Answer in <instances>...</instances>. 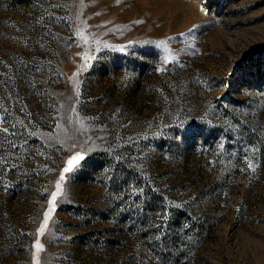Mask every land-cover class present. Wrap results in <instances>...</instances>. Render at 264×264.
Segmentation results:
<instances>
[{
    "label": "rangeland",
    "instance_id": "374dc122",
    "mask_svg": "<svg viewBox=\"0 0 264 264\" xmlns=\"http://www.w3.org/2000/svg\"><path fill=\"white\" fill-rule=\"evenodd\" d=\"M37 256L264 264V0H0V264Z\"/></svg>",
    "mask_w": 264,
    "mask_h": 264
},
{
    "label": "snow or ice",
    "instance_id": "6c2138e0",
    "mask_svg": "<svg viewBox=\"0 0 264 264\" xmlns=\"http://www.w3.org/2000/svg\"><path fill=\"white\" fill-rule=\"evenodd\" d=\"M119 2H120V0H117V3H119ZM135 23H143V21L137 20V21H135ZM181 35L183 36L184 34H181ZM170 39H172V38H170ZM158 44H159V46L163 47L165 49V51H169V49L167 47V41L161 40V41L158 42ZM77 96H79V92H77ZM68 110L70 112H74L75 111V108L74 107H70ZM69 120H70V118H69ZM83 127H84V125H83V123H81V128H83ZM3 131L7 132L8 130L7 129H4ZM72 146L75 147V144H73ZM82 159H84V157L81 156L79 153H77L76 155H74L73 157H71L67 161V167H65L62 170V173L71 171L72 168H73V166H74V164L76 162H78L79 160H82ZM248 167L251 168L253 171H255V167L253 166L252 163H249L248 164ZM63 180H64V176H63V174H61V176L59 178V181H57V183H56V191L53 192L52 193V196H51L52 208L49 209V211H47L45 213V217L43 219V222H42L41 226L37 229V233L39 235H44L45 229L48 227L49 218L51 216V211L54 209L55 201L57 199V196L64 194V190H63V188L61 186V183H60V181H63ZM141 191H142V189H141ZM30 235H32V234L30 233ZM34 248L36 250V253H39V252H41L44 249V245L40 242V239L39 238H37L35 240ZM35 264H40V260H39L38 256L35 259Z\"/></svg>",
    "mask_w": 264,
    "mask_h": 264
}]
</instances>
